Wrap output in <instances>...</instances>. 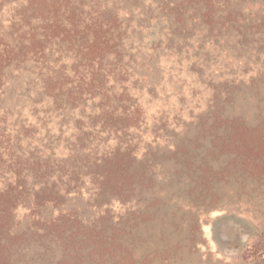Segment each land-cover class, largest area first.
Here are the masks:
<instances>
[{
	"label": "rangeland",
	"instance_id": "1",
	"mask_svg": "<svg viewBox=\"0 0 264 264\" xmlns=\"http://www.w3.org/2000/svg\"><path fill=\"white\" fill-rule=\"evenodd\" d=\"M233 1L247 14L264 11V0ZM118 2H127L132 14L120 15L126 57L113 66L110 108L94 99L86 107L60 109L42 94L45 72L8 73L1 128L14 152L24 161L60 162L80 173L66 206L48 207L43 216L73 212L92 224L111 213L115 223L126 226L125 242L140 264L255 263L249 250L258 243L264 248V181L235 171L224 178L215 175L230 158L217 154L210 127L216 112L241 117L250 127L264 121V35L241 37L224 28L211 32L196 7L183 13V6L178 13L175 6H165L166 0ZM0 4V32L5 33L26 0ZM59 58L55 53L52 60ZM71 62L59 63L70 67ZM136 119V127H125ZM118 147L133 151L134 167L152 185L128 201L109 197L96 206L97 186L88 172ZM1 166L0 192L17 180ZM29 182L40 186L38 178ZM30 204L15 211L14 231L23 238L12 248L13 264H60V244L42 236Z\"/></svg>",
	"mask_w": 264,
	"mask_h": 264
},
{
	"label": "trees",
	"instance_id": "2",
	"mask_svg": "<svg viewBox=\"0 0 264 264\" xmlns=\"http://www.w3.org/2000/svg\"><path fill=\"white\" fill-rule=\"evenodd\" d=\"M118 1L26 0L8 30L0 32V166L17 177L14 184L0 192V264H13L12 248L23 238L14 231L15 211L25 202L31 203L33 222L42 236L60 244V264H140L125 242L126 226L115 223L111 213L92 224H86L73 212L44 217V209L59 210L66 206L67 196L74 190L71 185L79 180L80 173L75 168L68 170L59 161L57 164L24 161L14 152L15 145L6 128H1L6 123L1 118L3 90L11 70L36 68L40 75L45 72L42 94L60 109L86 107L94 99L100 100L107 109L111 107L113 96L108 85L115 74L113 66L126 57L127 34L120 15L132 14L127 2L121 6ZM176 1L166 0L165 6H175L173 10L178 9V13L180 7L186 9L183 13L196 7L211 32L224 28L234 30L241 37L264 35V11L247 14L244 8L234 7L233 0H178L179 4ZM252 29L256 32H250ZM55 53L60 58L52 60ZM63 59L72 60L70 67L59 63ZM123 110L129 118L126 107ZM137 119L125 127H136ZM210 130L215 137L213 147L217 154L230 158L215 175L224 178L236 172V175L264 181V121L250 127L241 117L223 118L216 112ZM134 163L133 151L121 147L93 163L88 176L97 186L96 206L107 203L109 197L128 201L141 187L152 185L151 179L145 184L146 179ZM30 178H38L37 189L30 187ZM249 252L251 257H257L253 264H264L261 243Z\"/></svg>",
	"mask_w": 264,
	"mask_h": 264
}]
</instances>
